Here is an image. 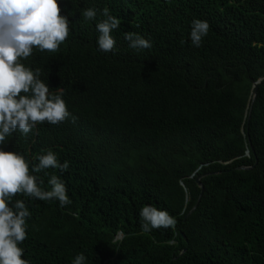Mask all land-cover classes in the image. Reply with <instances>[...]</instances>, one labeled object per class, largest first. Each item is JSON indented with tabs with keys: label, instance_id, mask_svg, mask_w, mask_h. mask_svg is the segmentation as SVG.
<instances>
[{
	"label": "trees",
	"instance_id": "trees-1",
	"mask_svg": "<svg viewBox=\"0 0 264 264\" xmlns=\"http://www.w3.org/2000/svg\"><path fill=\"white\" fill-rule=\"evenodd\" d=\"M70 31L56 52L25 61L75 117L13 133L6 150H46L70 205L30 200L21 245L30 264H264V0H59ZM121 18L115 54L96 50L95 21ZM193 18L209 22L193 47ZM150 38L135 52L124 32ZM258 84L256 96L254 84ZM48 189L47 178L39 174ZM198 179L201 184H199ZM166 209L175 228L144 232Z\"/></svg>",
	"mask_w": 264,
	"mask_h": 264
},
{
	"label": "clouds",
	"instance_id": "clouds-1",
	"mask_svg": "<svg viewBox=\"0 0 264 264\" xmlns=\"http://www.w3.org/2000/svg\"><path fill=\"white\" fill-rule=\"evenodd\" d=\"M59 0H0V264H30L23 258L21 246L27 238L26 223L31 216L22 194L30 200L56 201L59 207L70 205L65 182L60 175H49L51 168L63 174L68 161L60 162L57 154L46 150L33 159L16 150H6L13 133L27 136L38 125H58L75 120L68 110L62 93H53L41 79L39 68L26 65L34 49L56 52L65 42L70 31L67 14H61ZM85 23L95 21L96 50L103 53L116 51L113 32L120 29L121 18L110 14L108 8L95 7L79 11ZM209 22L193 18L188 37L193 47H200L209 32ZM127 47L140 52L152 47L150 38L127 31L123 35ZM40 173L47 178L48 189ZM138 216L144 232L158 228H175L176 219L166 209L147 204ZM70 264H86L83 253H77Z\"/></svg>",
	"mask_w": 264,
	"mask_h": 264
},
{
	"label": "water",
	"instance_id": "water-1",
	"mask_svg": "<svg viewBox=\"0 0 264 264\" xmlns=\"http://www.w3.org/2000/svg\"><path fill=\"white\" fill-rule=\"evenodd\" d=\"M261 80H262V79H259V80L256 81L255 84H254V91H253L254 96H253V98H255V96H256V90H257L258 84L261 82ZM198 182H199L200 185H202L199 179H198Z\"/></svg>",
	"mask_w": 264,
	"mask_h": 264
}]
</instances>
